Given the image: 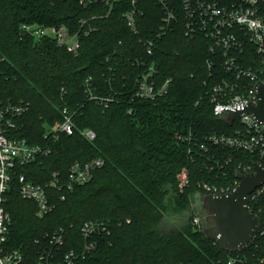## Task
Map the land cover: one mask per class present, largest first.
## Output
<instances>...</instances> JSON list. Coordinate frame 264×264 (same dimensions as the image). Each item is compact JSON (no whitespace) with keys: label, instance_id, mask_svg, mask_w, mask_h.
Here are the masks:
<instances>
[{"label":"trees","instance_id":"trees-1","mask_svg":"<svg viewBox=\"0 0 264 264\" xmlns=\"http://www.w3.org/2000/svg\"><path fill=\"white\" fill-rule=\"evenodd\" d=\"M132 10L129 24L124 13ZM187 22L183 0H0V107L20 109L4 113L7 134L41 149L15 163L4 194L3 246L17 250L21 264L69 253L74 264L264 263V191L248 197L260 228L242 251L209 240L204 218L193 223L204 184L230 190L264 159L214 141L241 128L215 115L212 101L227 90L214 86L234 77L211 36ZM25 24L63 26L77 34L78 48L36 38ZM252 53L246 46L242 56ZM146 72L166 84L164 93L137 95ZM65 117L71 134L52 129ZM95 158L103 163L88 181L68 187L70 166ZM182 173L188 182L180 189ZM55 174L58 187L46 190L51 209L39 216L19 194V175L45 185ZM169 217L182 222L163 228Z\"/></svg>","mask_w":264,"mask_h":264},{"label":"built area","instance_id":"built-area-1","mask_svg":"<svg viewBox=\"0 0 264 264\" xmlns=\"http://www.w3.org/2000/svg\"><path fill=\"white\" fill-rule=\"evenodd\" d=\"M186 7L188 29L195 28L210 35L213 47L219 48L221 58L227 71L233 75L232 81L222 80L217 83L213 91L212 101L215 103L214 114L226 117L228 111L242 109L248 104L256 103V83L264 81V0H183ZM129 24L133 23L134 11L124 13ZM170 16H168L169 18ZM22 29L30 35L40 38L42 36L53 38L59 45L68 51L74 52L78 48L77 34L70 33L65 27L44 28L37 25L25 24ZM246 46L253 49L249 58H244L242 53ZM213 47L211 49H213ZM238 89V91H234ZM166 84L158 86L151 79L150 72L140 76L137 82V95L149 99L164 93ZM19 108L0 107V264H21L22 256L17 250H5L3 244L9 229V216L4 210L5 191L9 186L11 170L16 162L21 164L32 161L41 149L28 145L25 140L8 136V120L4 121V113H19ZM241 124L234 136H219L214 141L222 145L255 153L264 159V125L258 123L251 115L243 114L237 119ZM71 134L73 124L70 118L64 120L52 128ZM87 139H93L94 134L90 130L83 132ZM100 158L92 159L83 164L75 162L70 166L68 187L74 184H82L90 178L91 170L102 165ZM253 171V170H252ZM248 169L245 173L252 172ZM19 194L22 198L36 203L37 214L42 216L51 209L47 187H58L59 182L54 178L45 185L35 184L19 175ZM239 181V180H238ZM184 173L179 176L180 189L187 184ZM238 183V182H237ZM206 194L220 195L230 190L203 185ZM264 191V185L258 187L249 196ZM248 196V197H249ZM193 223L198 224L199 219L193 218ZM93 227L85 224L83 234H87ZM59 239L57 238L56 241ZM72 253L66 254L63 261L43 262L42 256L37 264H74Z\"/></svg>","mask_w":264,"mask_h":264},{"label":"water","instance_id":"water-1","mask_svg":"<svg viewBox=\"0 0 264 264\" xmlns=\"http://www.w3.org/2000/svg\"><path fill=\"white\" fill-rule=\"evenodd\" d=\"M243 114L251 115L264 125V81L256 83L255 104L228 111L224 120L231 123ZM238 179V183L225 194L200 196V207L206 223L202 232L221 249L230 252L242 251L259 231L257 216L248 210V196L264 185L262 163L255 162L253 171L241 174Z\"/></svg>","mask_w":264,"mask_h":264},{"label":"rangeland","instance_id":"rangeland-1","mask_svg":"<svg viewBox=\"0 0 264 264\" xmlns=\"http://www.w3.org/2000/svg\"><path fill=\"white\" fill-rule=\"evenodd\" d=\"M199 201V200H198ZM198 201L195 200L194 203H193V206H198ZM200 210L197 212L198 215H196L195 217L197 219H199V223L201 224V219L204 218L205 214L203 212H200ZM179 222H182L181 220H171L170 217L168 219H165L164 220V223H163V228H170V227H173L177 224H179Z\"/></svg>","mask_w":264,"mask_h":264}]
</instances>
